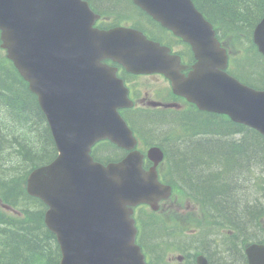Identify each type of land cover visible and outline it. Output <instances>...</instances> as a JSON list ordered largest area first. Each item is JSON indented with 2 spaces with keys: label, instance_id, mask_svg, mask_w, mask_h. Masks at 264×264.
<instances>
[{
  "label": "water",
  "instance_id": "1",
  "mask_svg": "<svg viewBox=\"0 0 264 264\" xmlns=\"http://www.w3.org/2000/svg\"><path fill=\"white\" fill-rule=\"evenodd\" d=\"M139 5L150 12L156 19L164 25L173 29H184L188 23H192L191 31H187L189 40L196 43L197 39H202L205 44H216L215 41L209 40L208 37L202 35L199 31L201 23L195 17V10L192 8L188 0H149L156 2L157 7L151 6L147 0H137ZM12 8L8 9L0 6V29L2 30V40L4 46L9 49L10 55L20 54L24 57L23 61L18 58H13L20 72L25 75L26 61L32 60L42 66L43 71L40 76L33 78V82L44 81L42 75L44 72L52 71L55 65L52 62L58 63L62 68L70 70L77 63H92L94 57L93 45L84 41L81 32L82 25L76 24L75 12L82 14L83 8L76 4L75 0H58L55 7H49L50 1L28 0L26 6L31 5L36 11L30 14L26 10V6L20 7L17 12L14 10L15 1H12ZM44 7L45 11L41 12L40 7ZM55 12L56 17H48L47 13ZM34 19L36 24L26 22L25 19ZM124 35H120V39L136 40L140 44H129L132 41H119L111 43V38H108L101 52L107 54L112 52L122 57L123 60L136 64L137 67L145 70H155L163 66L164 53L156 45L146 41L139 33L123 30ZM127 34V35H126ZM152 44V45H150ZM43 54V55H42ZM108 54L107 56H109ZM88 72L86 68H82V73ZM76 77V76H75ZM56 83L53 88L57 89V83H61L60 88L64 89L70 95L64 94L60 100L42 95V101L46 109L50 111L49 118L56 121L58 126L57 145L60 146L64 158L74 160L76 153L73 149V133L72 127L74 124V116L81 115L82 109L79 102L74 99L75 90L79 89V85L73 87L65 86L66 83L74 81L69 75L63 73L54 74ZM58 100V101H55ZM76 130V129H75ZM76 134H79L77 132ZM65 144V145H63ZM69 169H73L71 166ZM45 174L48 168L44 170ZM135 175V172H133ZM42 176L41 171L33 173L29 179L28 192L30 194L43 195L38 187ZM140 185L132 182L115 189V193L96 199V196L86 194L85 196H68L65 194H52L46 198V203L50 209L45 214V223L48 228L57 235L58 242L61 247L62 261L60 264H85L88 259L87 249H77L75 252L71 250V243H75V234H77L84 247L94 246L95 241L102 234V241L97 243V246L102 248L107 247L110 240L103 230L107 224L106 219L116 217L125 212L124 203L133 204L134 200L140 198ZM56 198L58 200L56 201ZM94 200H102L95 203ZM103 200H111L112 205L105 204ZM118 207L116 208L115 205ZM109 205V206H108ZM66 206V208H62ZM119 216V217H120ZM96 219V221H93ZM82 220L79 227L75 224ZM72 224V230H63V228ZM118 243V241H117ZM128 252L135 253L134 248L130 244V240L126 244Z\"/></svg>",
  "mask_w": 264,
  "mask_h": 264
},
{
  "label": "trees",
  "instance_id": "2",
  "mask_svg": "<svg viewBox=\"0 0 264 264\" xmlns=\"http://www.w3.org/2000/svg\"><path fill=\"white\" fill-rule=\"evenodd\" d=\"M193 1L203 13L213 16L221 26L228 27L240 35H244L254 23L257 5L264 2V0ZM107 4L116 3L109 0ZM11 80L0 74V93L19 91ZM18 97L19 95H15L7 106L15 116L24 119L25 117L14 112L19 111L15 103ZM6 108L5 100L0 96V188L6 196L19 199V192L11 176L21 174L29 167L47 161L54 154V150L48 130L40 124V122L44 124L41 114L36 109L28 103L24 108V110L28 108L26 115L33 118L26 126L37 130L38 141L29 137L25 140L24 135L18 138L17 132L10 131L11 125L8 122L11 119L6 116ZM190 124H195L196 129L201 130L206 138L196 145L180 142L171 148L175 176L203 194L217 210L223 211V215L240 221L245 232L249 231L253 223L245 221L248 217V208L244 207L242 218L239 208L241 205L237 200L229 201L232 197L236 199V192L241 191L237 185L235 187L231 185L229 176L234 168H239V161L253 157L252 147L244 152L239 149L241 147L237 148L223 140L227 136L223 134L218 124L213 125L205 121L197 124L196 120ZM249 141L252 142L251 139ZM256 157L257 161L264 163V158L259 156L258 150ZM19 168L23 169L21 173ZM42 218L43 210L35 212L23 210L22 216L18 218L0 212V264H57V247L53 236L44 228Z\"/></svg>",
  "mask_w": 264,
  "mask_h": 264
},
{
  "label": "rangeland",
  "instance_id": "3",
  "mask_svg": "<svg viewBox=\"0 0 264 264\" xmlns=\"http://www.w3.org/2000/svg\"><path fill=\"white\" fill-rule=\"evenodd\" d=\"M112 1L116 3V6L121 7L120 9H118V12H119V13H124V11H121V9L124 7L125 4H124L123 2H121V1H119V0H112ZM114 5H115V4H114ZM128 14H129V15H133L131 12H129ZM133 18H134V16H133ZM9 115L11 116L12 119H15V117H14L13 115H11V114H9ZM236 193H237L236 197L240 195L239 192H236ZM240 196H241V195H240ZM229 201H230V202H233V201H236V199H235L234 197H232V199H230ZM235 205H236V204H235ZM151 251L153 252L152 249H151Z\"/></svg>",
  "mask_w": 264,
  "mask_h": 264
}]
</instances>
